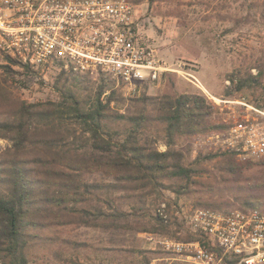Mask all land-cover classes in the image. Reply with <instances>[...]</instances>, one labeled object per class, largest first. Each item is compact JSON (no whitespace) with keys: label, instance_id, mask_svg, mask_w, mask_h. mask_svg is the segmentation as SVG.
Here are the masks:
<instances>
[{"label":"trees","instance_id":"1","mask_svg":"<svg viewBox=\"0 0 264 264\" xmlns=\"http://www.w3.org/2000/svg\"><path fill=\"white\" fill-rule=\"evenodd\" d=\"M252 7L264 21V0ZM7 61L0 65V139L9 142L0 153V264H30L44 251L61 259L68 249L71 254L64 259L72 262L80 244L59 238L65 227L98 231V244L89 246L94 251L120 253L129 235L142 232L195 240L182 220L169 216L165 222L155 212L167 202L164 192L175 195V203L195 197L198 209H264V160L238 163L235 153L219 151L220 156L186 162L178 147L181 140L220 130L204 95H150L145 85L138 97L127 100L107 75L60 71L58 100L28 103L5 84L32 70L14 71L10 65L16 62ZM237 73L233 90L223 98L259 88L264 57ZM89 82L98 83L94 92ZM159 140L164 151L157 148Z\"/></svg>","mask_w":264,"mask_h":264},{"label":"built area","instance_id":"2","mask_svg":"<svg viewBox=\"0 0 264 264\" xmlns=\"http://www.w3.org/2000/svg\"><path fill=\"white\" fill-rule=\"evenodd\" d=\"M0 57L35 72L104 74L129 96L169 73L193 77L185 63H170L143 33L140 11L129 0H0ZM194 85L213 107L212 118L220 126L208 136L212 147L264 160V100L243 92L216 98ZM165 210L162 203L156 213L167 222ZM184 223L195 240L140 235L148 248L171 256L151 264H264V209H196L184 216Z\"/></svg>","mask_w":264,"mask_h":264},{"label":"rangeland","instance_id":"3","mask_svg":"<svg viewBox=\"0 0 264 264\" xmlns=\"http://www.w3.org/2000/svg\"><path fill=\"white\" fill-rule=\"evenodd\" d=\"M129 1L140 11L143 27L150 29L152 37L160 41V48L165 58L170 63L180 61L185 63L184 69L196 79L169 73L164 75L160 82L147 86L146 92L150 95L169 94L173 96L182 92L203 95L202 91L194 85L196 83L210 96L221 98L228 90H233L236 84L235 78L239 75L238 70L241 68L243 70L246 66H254L258 59L264 57V21L259 20L256 10L252 7L257 0ZM6 64L8 61L0 57V65ZM10 67L14 71L22 72V69L14 64ZM3 71L0 68L1 79ZM59 73L58 70L48 72L32 70V73L26 77L15 75L14 79L9 78L5 86L13 95L28 103L56 101L59 95L55 80ZM251 73L256 74L257 70L251 69ZM110 79L114 80L111 77ZM226 81L230 82V86L225 85ZM97 84L89 82L87 88L94 92ZM113 88L127 100L136 98L141 93L129 96L116 81ZM72 89L81 94L82 89L79 87H72ZM241 92L254 99L264 100V79L259 88H245ZM85 93L86 90L82 92V94ZM116 108L123 112L125 107L118 105ZM209 135L196 140L179 141L178 147L182 150L186 162H192L198 156L200 158L220 156L219 150L214 149L212 142L208 140ZM8 145L9 142L0 139V153ZM157 148L160 151L165 150L163 141H158ZM246 160L253 159L240 157L235 161L241 163ZM213 162L214 160L210 164ZM207 166L210 167V165ZM164 197L167 199L165 204H170L168 217L174 216L184 222V216L197 208L194 205L195 197H181L176 203L175 195L172 193L164 192ZM153 210L154 208L151 207V211ZM142 233L129 235L123 251L115 253L106 252L103 249L94 251L89 247L98 244V231L85 227H65L59 231V238L80 244V247H76L73 251L72 262L64 259L71 254L68 249L61 259H55L50 251H44L39 253L30 264H146L143 257L152 258L149 262L151 264L154 259L171 258L161 252L153 253L156 250L148 248L143 243L140 237ZM136 250L145 252L142 251L143 253L140 254ZM44 253L46 255H42Z\"/></svg>","mask_w":264,"mask_h":264},{"label":"crops","instance_id":"4","mask_svg":"<svg viewBox=\"0 0 264 264\" xmlns=\"http://www.w3.org/2000/svg\"><path fill=\"white\" fill-rule=\"evenodd\" d=\"M143 33H144L147 37L153 39L155 45L161 50V48H160L161 46H160V44H159L160 41H159L158 39L152 37V32H150V29H146L145 27H143ZM161 45H163V44H161ZM161 51H162V50H161ZM162 53H163V51H162Z\"/></svg>","mask_w":264,"mask_h":264}]
</instances>
